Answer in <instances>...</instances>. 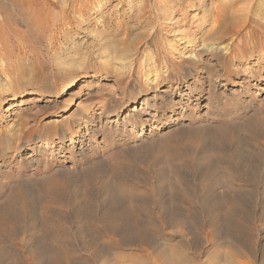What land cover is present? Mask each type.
<instances>
[{"label":"rangeland","instance_id":"obj_1","mask_svg":"<svg viewBox=\"0 0 264 264\" xmlns=\"http://www.w3.org/2000/svg\"><path fill=\"white\" fill-rule=\"evenodd\" d=\"M249 31L254 50L244 61L238 60L241 75L233 73L230 78L225 70L235 64L221 46L239 52L233 39ZM171 59L181 63L178 70L170 66ZM263 119L264 0H0V220L7 221L0 227V251L6 246L13 249L15 241L25 249L38 246L40 260L31 264H56L60 249L52 237H58L65 240L64 250L77 252L73 261L87 259L78 258V250H83L79 244L92 236L91 221L103 213L98 235L110 224L107 215L165 210L167 217L178 209L189 214L192 210L199 217L217 209L231 214L232 204L240 199L252 212L250 220L258 223L264 203L260 178L264 162L258 163L256 153L252 156L258 164L253 181L232 175L250 174L251 162L242 165L244 172L239 167L234 171L237 151H245L242 162L251 159L247 142L264 150ZM222 126L228 129L221 130ZM61 133L65 143L58 148ZM81 139L88 144L82 147L84 155L79 151ZM71 153L75 160L64 161ZM210 163L217 166L209 168ZM12 192L18 194L17 200H10ZM53 199L54 209L47 205ZM233 217L225 218L223 230L229 233L237 230ZM38 218L46 221L44 225ZM156 227L144 224L150 235L161 239ZM101 239L107 246L111 240ZM116 246L112 250L131 262L133 258L134 264H147L122 243ZM218 247L219 255L228 250L226 245ZM259 247L264 250V238ZM6 248L0 264L7 254L12 252L8 260L14 254ZM207 248L198 264H208L214 255V247ZM211 261L224 263L218 258Z\"/></svg>","mask_w":264,"mask_h":264},{"label":"bare ground","instance_id":"obj_2","mask_svg":"<svg viewBox=\"0 0 264 264\" xmlns=\"http://www.w3.org/2000/svg\"><path fill=\"white\" fill-rule=\"evenodd\" d=\"M259 23H262V22H260L259 21ZM260 25V24H259ZM258 25V26H259ZM252 30V29H251ZM244 32V31H243ZM179 33H180V31H179ZM247 34H249V37H248V39H247ZM252 36V32L251 31H249V33H247L246 32V34H244V36L243 37H241V36H237L236 38H234L233 39V42L235 43V45H233L236 49L237 48H239V52H236L235 50L234 51H232V49H231V47L230 46H221V48H223V49H225V52H229L230 53V57L233 59V62H234V64H235V66H233L232 68H231V70L228 68V70L226 69L225 71H226V76H228V77H230V75H232L233 73H235V74H237V76H240L241 74V72H243V71H241L242 70V68H240V62L239 61H244L245 59H247L248 58V55H249V53L250 52H252L253 50H254V43H253V45H250L249 43H250V39L252 40L253 39V37H251ZM257 44V43H256ZM224 45V44H223ZM128 49V48H127ZM163 51V50H162ZM161 51V52H162ZM217 53V52H216ZM241 53V54H240ZM251 54V53H250ZM158 55V54H157ZM156 55V56H157ZM259 55V54H258ZM261 55V54H260ZM168 57H170V56H168ZM118 58H120L121 59V57H118ZM182 58H186V56L184 55ZM170 59V58H169ZM239 60V61H238ZM118 61H120V60H118ZM179 61V60H178ZM237 61H238V63H239V65H237L238 63H237ZM177 62V61H176ZM169 63H170V66H172L173 67V69H175V70H178V67H179V65L181 64H179L178 62L177 63H174L173 61H172V59L169 61ZM179 64V65H178ZM212 64V63H211ZM210 64V65H211ZM215 65V64H214ZM230 70V71H229ZM198 73V72H197ZM220 73V72H219ZM175 75H177V73L175 74ZM188 75H190V76H192L193 77V79L194 80H198L197 79V75L196 74H192L191 72H188ZM199 75V74H198ZM176 77H178V76H176ZM184 77V76H183ZM212 77V76H211ZM179 78H180V76H179ZM210 78V77H209ZM231 78V77H230ZM177 80H178V78H176ZM182 79V78H181ZM233 80V79H232ZM179 81V80H178ZM182 81H185L184 79H182ZM210 88H211V86H210ZM199 95H200V93H199ZM210 102V101H209ZM178 103V102H177ZM176 104V103H175ZM177 106L178 107H181V104L180 105H178L177 104ZM176 107V106H175ZM258 115V114H257ZM256 116V115H255ZM253 117V116H252ZM259 117V116H258ZM254 118V117H253ZM253 118H251V119H253ZM247 119H248V117H247ZM250 119V118H249ZM259 118H257V120H258ZM262 119V118H261ZM260 119V120H261ZM196 120V119H195ZM246 120V119H245ZM254 120H256V118H254ZM264 120V119H263ZM262 120V121H263ZM82 121V123H83V120H81ZM250 121V120H249ZM84 122H88V120H86V121H84ZM248 122V121H247ZM264 122V121H263ZM253 123H255V122H253ZM258 123V122H257ZM262 123V122H261ZM242 124V123H241ZM251 123H247V126L249 127V125H250ZM198 125V124H197ZM224 125V124H223ZM226 125V124H225ZM228 125V124H227ZM237 124H235L234 126L237 128L238 126H236ZM201 126V125H200ZM203 126V125H202ZM201 126V127H202ZM213 127V126H212ZM221 127V126H220ZM220 127H219V129H220ZM223 127V126H222ZM233 127V126H232ZM217 128H218V125H217ZM235 128V129H236ZM199 129V128H198ZM205 129V128H204ZM227 130L228 128L226 127V129L223 127L221 130ZM239 129V128H238ZM254 129V128H253ZM193 131V130H192ZM237 131V130H236ZM205 132V131H204ZM222 132V131H221ZM231 132V131H230ZM238 132H241V131H238ZM254 132V131H253ZM71 133H73V132H71ZM226 132H224V134H225ZM191 134V133H190ZM197 134V133H196ZM210 134H212V133H210ZM227 134V133H226ZM254 134V133H253ZM64 134L63 133H61V134H59V136H58V138H57V142L56 143H60L61 145H58V148H61V147H63L62 145L65 143L64 142V136H63ZM252 135V134H251ZM218 136H220V135H218ZM232 136V135H231ZM243 136V135H242ZM256 136V135H255ZM255 136H253V138L255 137ZM192 137V136H191ZM213 137V136H212ZM224 137V136H223ZM222 137V138H223ZM233 137V136H232ZM261 137L262 138H264V135H261ZM214 138V137H213ZM217 138V137H216ZM220 138V137H219ZM225 138L226 139H228V137H226L225 136ZM239 138V137H238ZM253 138H251V139H253ZM256 138V137H255ZM254 138V139H255ZM215 139V138H214ZM221 139V138H220ZM245 139V138H244ZM191 140V139H190ZM190 140L188 141L189 143H190ZM199 140V139H198ZM204 140V139H203ZM203 140H202V142H203ZM234 140H235V138L233 139V142H234ZM240 140H242V139H240ZM247 139H245V141H246ZM249 140V139H248ZM247 140V141H248ZM81 141V143H80V149H79V151L81 150V154L82 155H84V153H85V151H86V148H84V149H82V147L83 146H87L88 144H87V141H84V139H81L80 140ZM215 141V140H214ZM236 142H238V140L236 141ZM235 142V143H236ZM259 142H261L260 140H259ZM195 143V142H194ZM193 143V144H194ZM200 143V142H199ZM241 143H242V141H241ZM94 144V143H93ZM238 144V143H237ZM244 144V143H243ZM195 145V144H194ZM247 147L249 146V147H251L250 148V150H248L249 152H250V160H249V162L248 163H246V162H242V159H241V156L243 157V155H245V149L243 150L244 152H242V153H240V149H237V150H240V151H237V152H239L238 154H237V157H239L238 158V163H237V166H236V168H234L235 170L234 171H236L237 170V168L239 167L241 170H243V172H244V168L242 167V165L244 166V165H246V164H249L250 162H251V164H250V174L249 175H246V176H242L241 174H239L237 171L235 172V173H233V177L234 178H236V180H238L239 178H246L247 180H249V181H253V180H255V178H256V176L257 175H253L254 173V169L255 168H257V165L258 164H256V161H255V159L254 158H256V157H252V156H254V154L256 153L258 156H257V158H259L258 160H259V164H262L263 162H264V150L263 149H260V148H258L257 147V149H255L256 147V145L254 146V147H252V145H251V143L249 142H247ZM262 145V144H261ZM198 146V145H197ZM203 146V145H202ZM214 146V145H213ZM208 147V146H207ZM215 147V146H214ZM229 147V146H228ZM246 147V150L247 149H249V148H247ZM88 148H90V147H88ZM221 148V147H220ZM239 148V147H238ZM213 149V148H212ZM235 150H236V148H234ZM233 149V150H234ZM252 149V150H251ZM88 152V151H87ZM203 152V151H202ZM216 152V151H215ZM249 152H247V153H249ZM179 153V152H178ZM208 153V152H207ZM244 153V154H243ZM62 154H64V153H62ZM61 154V155H62ZM156 154V153H155ZM166 154V153H165ZM180 154V156H182L181 155V153H179ZM185 154V153H184ZM243 154V155H242ZM168 155V154H167ZM173 155V154H172ZM246 155H248V154H246ZM164 156V155H163ZM190 156V155H189ZM256 156V155H255ZM176 157V156H175ZM177 157H179V156H177ZM187 157V156H186ZM65 159H64V161H66V160H68L69 158H70V160L72 159V160H75V156L71 153V154H69V155H67V156H65L64 157ZM81 158V157H80ZM79 158V159H80ZM182 158V157H181ZM207 158V157H206ZM247 159H248V156L246 157ZM167 159H168V157H167ZM166 159V160H167ZM175 159V158H174ZM178 159V158H177ZM240 159H241V161H240ZM121 160V159H120ZM119 160V161H120ZM184 160V159H183ZM187 160V159H186ZM196 161H198V160H196ZM117 162H118V160H117ZM180 162V161H179ZM191 162V161H190ZM200 162V161H199ZM198 162V163H199ZM214 162V161H213ZM101 163V162H100ZM169 163V162H168ZM172 164L174 163V162H171ZM181 163H182V161H181ZM218 163V162H217ZM114 164V163H113ZM116 164V163H115ZM114 164V166H116ZM123 164V163H122ZM179 164V163H178ZM185 164V163H184ZM213 164H215V163H213ZM212 164V165H213ZM180 165V164H179ZM209 165V164H208ZM211 165V163H210V165H209V168L210 167H215V166H217V165H213L212 166ZM222 165H223V163H222ZM264 165V164H263ZM262 165V166H263ZM95 166V165H94ZM122 166V165H121ZM151 166V165H150ZM159 166V165H158ZM171 166V165H170ZM205 166H206V164H205ZM227 166H228V164H227ZM226 166V167H227ZM260 166V165H259ZM118 167H120V166H118ZM110 168H111V166H110ZM165 168V167H164ZM222 168V167H221ZM121 169V168H120ZM123 169V168H122ZM125 169V168H124ZM123 169V170H124ZM129 169V168H128ZM103 170H104V168H103ZM193 170V169H192ZM216 170V169H215ZM117 171V170H116ZM128 171V170H127ZM158 171V170H157ZM178 171H179V169H178ZM196 171V170H195ZM222 171V170H221ZM261 171H262V169H261ZM55 173V172H54ZM134 173V172H133ZM247 173V172H246ZM264 173V172H263ZM79 174H80V171H79ZM167 174V173H166ZM165 174V175H166ZM171 174H173V173H171ZM224 174V173H223ZM256 174V173H255ZM56 175V174H55ZM122 175V174H121ZM148 175V174H147ZM235 175V176H234ZM123 176V175H122ZM155 176V175H154ZM200 176V175H199ZM213 176V175H212ZM221 176V175H220ZM225 177V176H224ZM228 178H230L229 176H227ZM29 178V177H28ZM221 178V177H220ZM233 178V179H234ZM260 178H261V180H263L264 179V175H260ZM50 179H51V177H50ZM164 179V178H163ZM230 179H232V178H230ZM121 180V179H120ZM162 180V179H161ZM167 180V179H166ZM240 180V179H239ZM246 180V181H247ZM29 181V180H28ZM119 181V180H118ZM157 181V180H156ZM183 181V180H182ZM217 181V180H216ZM221 181V180H220ZM264 181V180H263ZM127 182V181H126ZM157 182H161V181H157ZM6 183V182H5ZM120 183V182H119ZM162 183V182H161ZM213 183V182H212ZM78 184V183H77ZM76 184V185H77ZM116 184H118L117 182H116ZM164 184V183H163ZM264 184V183H263ZM23 185V184H22ZM73 185H75V184H73ZM122 185H124V184H122L121 183V186ZM214 185V184H213ZM2 186V185H1ZM126 186V185H125ZM183 186V185H182ZM217 186V184L215 185V187ZM131 187V189H132V185L130 186ZM3 188V187H2ZM23 188H25V187H23ZM45 188V187H44ZM170 188V187H169ZM214 188V187H213ZM16 189H19V188H16ZM21 189V188H20ZM31 189V188H30ZM47 189V188H46ZM118 189V188H117ZM127 189V188H126ZM171 189V188H170ZM206 189V188H205ZM225 189V188H224ZM237 189V188H236ZM13 190V189H12ZM11 190V191H12ZM14 190H15V188H14ZM13 190V191H14ZM22 190V189H21ZM23 190H26V189H23ZM135 190V189H134ZM172 190V189H171ZM244 190V189H243ZM28 191V190H27ZM30 191V190H29ZM168 191V190H167ZM237 191H239V189L237 190ZM236 191V192H237ZM14 192H16V191H14ZM24 192V191H23ZM32 192V191H31ZM51 192V191H50ZM53 192V191H52ZM119 192V191H118ZM124 192V191H123ZM168 192H170V190L168 191ZM240 192V191H239ZM248 192V191H247ZM246 192V193H247ZM17 193H19V195L21 196V197H23L24 196V193H23V196L21 195V193H20V191L19 190H17ZM30 193V192H29ZM54 193V192H53ZM76 193V192H75ZM238 193V192H237ZM11 196H12V194H13V197H11L10 198V200L11 199H13V200H17L18 198L17 197H19L18 196V194H16L15 196H14V193L12 192V193H9ZM9 194H8V196H9ZM28 194V193H27ZM26 194V195H27ZM31 194V193H30ZM35 194V193H34ZM134 194V193H133ZM26 195H25V198H26ZM29 195V194H28ZM56 195V194H55ZM54 195V196H55ZM130 195V194H129ZM169 195V194H168ZM7 196V197H8ZM17 196V197H16ZM125 196H127V195H125ZM130 196H132V195H130ZM137 196V195H136ZM252 196V195H251ZM10 197V196H9ZM16 197V198H15ZM38 197V196H37ZM149 197V196H148ZM158 197V196H157ZM195 197V196H194ZM52 198H54V197H52ZM158 198H160V197H158ZM219 198V197H218ZM35 199V198H34ZM122 198H120V200H121ZM135 199V198H134ZM146 199V198H145ZM178 199V198H177ZM248 199H250V198H248ZM7 200H9V199H7ZM6 200V201H7ZM54 200V199H53ZM55 200H56V198H55ZM53 201V203H48L47 205H51L49 208H51V207H53V209L54 208H57V207H55L56 206V201ZM144 200V199H143ZM148 200V199H147ZM154 200V199H153ZM161 200V199H160ZM176 200V199H175ZM181 200V199H180ZM185 200V199H184ZM189 200V199H188ZM208 200V199H207ZM51 201V200H50ZM157 201V200H156ZM159 201V200H158ZM179 201V200H178ZM245 201V200H244ZM244 201H241L240 199L238 200V202L236 203L235 201H234V203L232 204L233 206H232V212H231V214H228V212H229V210H224V211H226V212H223V211H219L218 209L217 210H211L210 212H205V213H203V214H201L200 215V217L197 215V214H195L196 212H193V213H191L192 212V210H191V212H190V214H189V212L188 213H178V211H181V210H177V211H175L174 213H171V214H169L167 217H166V215H165V210H162L161 211V213H154L153 214V212H150V210L146 213V214H144V215H139V214H137V213H135V212H132V211H128V212H130L128 215H120V214H117V215H107V219H109L108 221H107V223H110L109 224V226H106V229L104 228V229H102V232L103 233H101V235L99 234L98 235V229L101 227L100 226V223L102 222L101 221V219L104 217V215H105V213H103V214H101V216H99L100 218L98 219V217H95L94 219H93V221H91V223H92V225L90 224V221H88L89 222V224L91 225V227H92V229H90L89 231H90V233H92V236L91 237H88L86 240H84L83 242H81L80 244H79V246H81V248H83V250H81L80 251V249L78 250L80 253H79V255H78V258L80 257V256H83V255H85L86 257H87V259H83V260H81V261H73V257L71 258V256L74 254V253H77L76 251H75V249H70V250H64L63 249V246H64V244L62 243V242H64L65 240H61V239H59L58 237H52V238H54L53 239V244H55L56 243V245H54V247L56 246L57 247V249H60L59 250V252H57L56 251V253H57V261H55V262H57L56 264H134V261L136 262V260H133V258H132V262L129 260V259H127L126 257H125V254H122V253H120V251L119 252H114L113 250H112V247H113V245L114 246H116V245H118V243H122L124 246H126L125 248H128L129 249V251L130 252H132V253H135L134 254V256L135 255H139L141 258H143L142 259V261L144 262V260L145 261H147V264H198L199 262H200V257H201V253L202 252H207V250H208V246L209 247H214V251L213 252H215L216 250H215V248H219L218 246H222L223 245V248H224V246L226 245V248L228 249V250H225L224 251V249H223V251L222 252H220V255L218 254V252H215V253H217L218 254V256L214 253V255L213 256H211L210 254L208 255V256H211L210 258L211 259H209V261H208V264H211V262H213V261H211V260H215V258L217 259H221V260H223L224 261V263L225 264H264V250H260L259 248V246L261 245V242H262V240H263V234H264V203L261 205V208H260V210L258 211V213L260 214L259 215V217H261V218H259L258 220H257V222L258 223H254L252 220H250V209H249V207H248V204H246V202H244ZM252 201V200H251ZM250 201V202H251ZM56 202V203H55ZM117 202H118V200H117ZM148 202V201H147ZM223 202V201H222ZM2 203V202H1ZM33 203H35V202H33ZM33 203H32V205H33ZM127 203H129V202H127ZM152 203V202H151ZM8 202H4V206L5 205H7L8 206ZM53 204H55L54 206H53ZM156 203H154V205H155ZM175 204V203H174ZM193 204V203H192ZM218 204V203H217ZM252 204V203H251ZM2 205V204H1ZM0 205V208H3V206H1ZM10 205V204H9ZM126 205V204H125ZM144 205V204H143ZM147 205V204H146ZM20 206V205H19ZM36 206V205H35ZM163 206V205H162ZM177 206V205H176ZM252 206V205H251ZM250 206V207H251ZM11 207V206H10ZM18 207V206H17ZM140 207V206H139ZM152 207V206H151ZM171 207V206H170ZM186 207V206H185ZM185 207H183V208H185ZM198 207V206H197ZM204 207V206H203ZM216 207V206H215ZM158 208V207H157ZM161 209L163 208V207H160ZM208 208V207H207ZM15 209V208H14ZM134 209V208H133ZM152 209H154V208H152ZM213 209V208H212ZM227 209V208H226ZM1 210H5V209H1ZM11 210V209H10ZM16 210V209H15ZM127 210V209H126ZM125 210V211H126ZM160 210V209H159ZM175 210V209H174ZM201 210V209H200ZM231 210V209H230ZM21 211V210H20ZM122 211V210H121ZM185 211V210H184ZM190 211V210H189ZM194 211V210H193ZM206 211V210H205ZM252 211H254V210H252ZM4 212V211H3ZM6 212V211H5ZM11 212V211H10ZM17 212V211H16ZM44 212H45V210H44ZM124 212V211H123ZM157 212H160V211H157ZM177 212V213H176ZM198 212V211H197ZM201 212V211H200ZM0 213H2V212H0ZM9 213V212H8ZM11 213H14L13 211L11 212ZM27 213H29V211H27ZM57 213V212H56ZM117 213H119V212H117ZM141 213V212H140ZM230 213V212H229ZM232 213L234 214V217H233V215H232ZM5 213H3V215H4ZM7 214V213H6ZM38 214V213H37ZM36 214V215H37ZM42 214H44V213H42ZM59 214V213H58ZM64 214V213H63ZM220 214H222V215H224V216H226V217H229V215L231 216V217H233L234 219L233 220H235V222H234V224L235 225H237V230H235V232L234 233H229L228 231H226V230H223L224 228V224H226V220H225V218L223 217V216H221ZM251 214H252V212H251ZM28 215V214H27ZM31 215V214H30ZM35 215V214H34ZM35 215V216H36ZM65 215V214H64ZM77 215V214H76ZM228 215V216H227ZM1 216L2 215H0V219H2L1 218ZM11 216V215H10ZM45 216H46V214H45ZM78 216V215H77ZM3 217V216H2ZM19 217H21L20 215H19ZM49 217V216H48ZM51 217H53L54 218V216H51ZM37 218V217H36ZM35 218V219H36ZM56 218H57V216H56ZM24 219V218H23ZM61 219V218H60ZM82 218H80V220H81ZM84 219V218H83ZM4 220V219H3ZM3 220H0V227H2V226H5V223L7 222H5V221H3ZM37 220V219H36ZM42 220V219H41ZM41 220H39V218H38V221L37 222H39V221H41ZM72 220V219H71ZM27 221L28 222H32V221H29L28 219H27ZM61 221H63V219H61ZM73 221V220H72ZM71 221V222H72ZM225 221V222H224ZM26 222V221H25ZM36 222V221H35ZM44 222H46V221H41L40 223H43V225H44ZM55 222H57V221H55ZM87 222V223H88ZM17 223H18V221H17ZM80 223V222H79ZM25 224V223H24ZM60 224V223H59ZM58 224V225H59ZM71 224V223H70ZM144 224H153L154 225V227H156V226H158V227H156L155 229L156 230H158V231H156V232H159L160 234H161V239H159V238H156V237H154V234H153V236L152 235H150V233H149V231L148 230H146L145 228H144ZM11 224H9L8 225V227L10 226ZM21 225V224H20ZM20 225H19V227H20ZM27 225H29V223L27 224ZM30 225H31V223H30ZM53 225V224H52ZM51 225V226H52ZM61 226H62V224H60ZM60 225H59V228L61 229V230H63L64 228H61L60 227ZM63 225H65V224H63ZM32 226H33V230H34V225H33V223H32ZM41 227H43L42 226V224L40 225ZM39 225H37V230L39 229V227H40ZM47 226V224L45 225V227ZM89 226V225H88ZM45 227H43V228H45ZM65 227V226H64ZM67 227V226H66ZM85 227H87V226H85ZM169 227V228H168ZM7 228V227H6ZM15 228V227H14ZM25 228V227H24ZM23 228V229H24ZM28 228H29V226H28ZM56 228H58V227H56ZM227 228V227H226ZM0 229H2V228H0ZM5 229V228H4ZM10 229V228H9ZM12 229H13V226H12ZM36 229V228H35ZM42 229V228H41ZM46 229H47V227H46ZM71 228L69 227V230H70ZM88 229V228H87ZM14 230V229H13ZM17 230H19V229H17ZM25 230V229H24ZM31 230V229H30ZM40 230V229H39ZM59 230V229H58ZM65 230V229H64ZM85 230V229H84ZM154 230V229H153ZM1 231V230H0ZM25 231H28V230H25ZM24 231V232H25ZM49 231V230H48ZM47 231V233H49ZM66 231H68V230H65V233H66ZM74 231H75V229H74ZM77 231V230H76ZM81 231L82 230H80V234H81ZM86 231L87 230H85V233H86ZM202 231V232H201ZM206 232L205 233V235H203V232ZM4 232V231H3ZM9 232H10V230H9ZM21 232V231H20ZM19 232V233H20ZM29 232H31V231H29ZM39 232H44V229L43 230H41V231H39ZM52 232V231H51ZM63 231H61L60 232V234L62 233ZM70 232H71V230H70ZM78 232V231H77ZM76 232V233H77ZM201 232V233H200ZM23 233V232H22ZM32 233V232H31ZM52 233H56V231L54 232H52ZM75 233V232H74ZM79 233V232H78ZM84 233V232H83ZM200 233V234H199ZM24 234V233H23ZM25 234H27V233H25ZM24 234V235H25ZM51 234V233H50ZM67 234H70V238L72 237V235L71 234H73V233H67ZM152 234V233H151ZM1 235V234H0ZM22 235V234H21ZM24 235L22 236V237H24ZM55 235H59V232H58V234L56 233ZM64 235H66V234H64ZM76 235V234H75ZM74 235V236H75ZM84 235V234H83ZM89 235V234H88ZM156 235V234H155ZM15 236V235H14ZM26 236V235H25ZM40 236V235H39ZM60 236V235H59ZM62 236V235H61ZM68 236V238H69V235H66V237ZM79 236H81V235H79ZM109 237V238H111V240L109 241V245L107 246L106 244H104L103 242H102V237ZM174 236H179V238H180V240L178 239H176V240H174L173 239V237ZM22 237H18L17 239L19 240V242H22L21 240H22ZM29 237V236H28ZM27 237V239H29ZM32 237H33V235H32ZM32 237L30 238V239H32ZM45 237V236H44ZM62 237H64L63 239H67V238H65V236H62ZM183 237H184V239H183ZM215 237H217L218 238V240H215L216 238ZM8 238V237H7ZM34 238H35V236H34ZM45 238H47V237H45ZM52 238H51V240H52ZM2 239V238H1ZM36 239V238H35ZM74 239V238H73ZM72 239V240H73ZM79 239V238H78ZM9 240V239H8ZM13 240V239H12ZM11 240V241H12ZM17 240V241H18ZM33 240V239H32ZM31 240V241H32ZM70 240L71 239H69V242H70ZM75 240V239H74ZM106 240H107V238H106ZM174 240V241H173ZM2 241V240H1ZM14 241H15V239H14ZM14 241H12V242H14ZM39 241V240H38ZM68 240H66V242H67ZM11 242V243H12ZM24 242V241H23ZM28 242V241H27ZM33 242V241H32ZM42 242V241H41ZM40 241H39V243H41ZM47 242V241H46ZM43 243V242H42ZM45 243V242H44ZM47 243H50V242H47ZM71 243V242H70ZM77 243V242H76ZM1 244V243H0ZM3 244V243H2ZM24 244V243H23ZM25 244H26V242H25ZM28 244V243H27ZM32 244V243H31ZM38 244V243H37ZM52 244V243H51ZM52 244V245H53ZM67 244V243H66ZM75 244V243H74ZM73 244V245H74ZM108 244V243H107ZM22 245V244H21ZM21 245L20 244H18V243H16V241L13 243V249H12V247H11V250L14 252V254H12L11 256H12V258H11V260H8V258H9V254H11L12 252H11V250H10V248L9 247H2L1 248V251H2V249H5L6 248V250H8V248H9V250L10 251H8V252H11V253H9V254H7L8 255V258L6 257V256H4L5 258H7L6 260H5V262L4 263H2L1 262V264H25L24 263V261L25 262H27L26 260L28 259L29 260V262H27L28 264L30 263H34L33 261H35V259L37 258L36 256L37 255H39L40 254V250H38V246H37V248L35 247V246H32L31 247V245L30 246H28L26 249L24 248V247H26V246H24V247H21ZM29 245V244H28ZM34 245V244H33ZM48 245V244H47ZM52 245L51 246H48V248H50V247H52ZM70 245L71 244H69V247H70ZM2 246H5L4 244L2 245ZM9 246V245H8ZM39 246H41L40 244H39ZM67 246H68V244H67ZM77 246H78V243H77ZM42 247V246H41ZM53 247V248H54ZM69 247H66V248H69ZM120 247V246H119ZM43 249L45 248L44 246L42 247ZM116 248H117V246H116ZM121 248V247H120ZM125 248H122V249H124L125 250ZM55 249V248H54ZM167 249H169V250H167ZM46 250L48 251V249L46 248ZM72 250H74V251H72ZM219 250V249H218ZM0 251V253L2 254L3 252H1ZM44 251H45V249H44ZM53 251H55V250H53ZM86 252V254H84V252ZM169 251V252H168ZM7 251H5V253H6ZM7 252V253H8ZM123 252V251H122ZM129 252V253H130ZM71 253V254H70ZM223 253V254H222ZM4 254V253H3ZM45 254V253H44ZM127 255V254H126ZM130 255V254H129ZM10 256V257H11ZM45 256V255H44ZM44 256H42V257H44ZM73 256H75V254L73 255ZM204 256V255H203ZM40 257V256H39ZM46 257V256H45ZM55 257V258H56ZM76 257V256H75ZM136 257V256H135ZM223 257V258H222ZM41 258V257H40ZM81 258V257H80ZM83 258V257H82ZM1 259V258H0ZM10 259V258H9ZM38 259V258H37ZM53 259V258H52ZM40 259H38V261H39ZM47 260V259H46ZM208 260V259H207ZM4 261V260H3ZM52 261V260H51ZM205 262V261H204ZM223 263V262H222ZM223 263V264H224ZM137 264H139V263H137ZM143 264H145V263H143ZM205 264V263H204ZM207 264V263H206Z\"/></svg>","mask_w":264,"mask_h":264}]
</instances>
